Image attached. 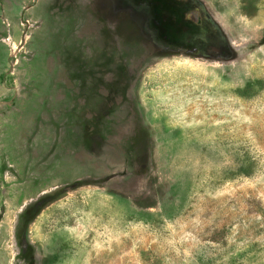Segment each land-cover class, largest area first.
Wrapping results in <instances>:
<instances>
[{"label": "rangeland", "instance_id": "1", "mask_svg": "<svg viewBox=\"0 0 264 264\" xmlns=\"http://www.w3.org/2000/svg\"><path fill=\"white\" fill-rule=\"evenodd\" d=\"M0 264H264V0H0Z\"/></svg>", "mask_w": 264, "mask_h": 264}]
</instances>
